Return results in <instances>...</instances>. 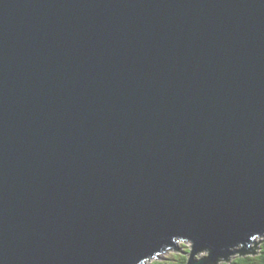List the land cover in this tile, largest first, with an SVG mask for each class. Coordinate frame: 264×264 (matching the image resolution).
<instances>
[{"label":"water","instance_id":"95a60500","mask_svg":"<svg viewBox=\"0 0 264 264\" xmlns=\"http://www.w3.org/2000/svg\"><path fill=\"white\" fill-rule=\"evenodd\" d=\"M262 238L264 0H0V264Z\"/></svg>","mask_w":264,"mask_h":264},{"label":"trees","instance_id":"16d2710c","mask_svg":"<svg viewBox=\"0 0 264 264\" xmlns=\"http://www.w3.org/2000/svg\"><path fill=\"white\" fill-rule=\"evenodd\" d=\"M183 251L179 256H174L173 260L167 261H155L152 264H187L189 254L192 252V245L190 247H183ZM205 256H204V255ZM200 259H208V252H204ZM208 264H264V238L258 239L252 244L247 251H241L236 253L233 257L225 260H217L214 263L209 262Z\"/></svg>","mask_w":264,"mask_h":264},{"label":"rangeland","instance_id":"374dc122","mask_svg":"<svg viewBox=\"0 0 264 264\" xmlns=\"http://www.w3.org/2000/svg\"><path fill=\"white\" fill-rule=\"evenodd\" d=\"M190 242H187V241H180L178 244H177V247L183 251V247L186 248V247H190ZM204 252L202 253H199L197 255H195L193 257V259H198L199 258V255L201 256ZM181 253L178 252V251H168L167 253L165 252V254H162L159 258L155 259V258H151L149 261H147L145 264H152L153 262L155 261H167V260H173L174 259V256H179ZM204 255V254H203ZM205 256V255H204ZM202 257V256H201Z\"/></svg>","mask_w":264,"mask_h":264}]
</instances>
